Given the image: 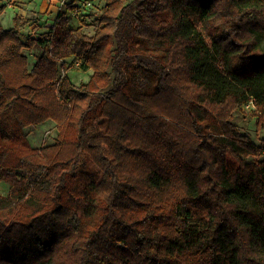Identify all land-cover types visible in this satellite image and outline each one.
<instances>
[{
    "label": "trees",
    "instance_id": "obj_1",
    "mask_svg": "<svg viewBox=\"0 0 264 264\" xmlns=\"http://www.w3.org/2000/svg\"><path fill=\"white\" fill-rule=\"evenodd\" d=\"M12 1L0 264H264V159L248 160L264 139L233 122L252 107L264 124V0H106L93 34L72 23L91 0H66L43 33L39 11L3 24ZM48 120L57 139L36 148L26 128Z\"/></svg>",
    "mask_w": 264,
    "mask_h": 264
},
{
    "label": "rangeland",
    "instance_id": "obj_2",
    "mask_svg": "<svg viewBox=\"0 0 264 264\" xmlns=\"http://www.w3.org/2000/svg\"><path fill=\"white\" fill-rule=\"evenodd\" d=\"M59 1L54 2V6L58 7ZM132 0H127L130 2ZM37 5L43 2V0H37ZM90 4L85 8V14L74 17L72 23L75 25H80L83 20L87 22L88 26L84 27V31L88 34H93L95 27L98 23V14L102 11L103 6L106 3V0H91L88 1ZM53 5V4H52ZM59 8V7H58ZM27 10V9H26ZM59 10V9H58ZM14 12H16L13 8H6L5 14H2V22L6 27H11L13 25ZM33 12V11H32ZM29 10L25 12L23 16H31L36 17ZM56 12L51 10L44 13L45 17L41 27H38L36 33L47 32L55 23L56 20ZM34 29V23H29L27 26L23 28L24 35L31 33ZM25 53L29 56V67L31 68L34 64V52L28 49H25ZM70 69L66 72L73 82L76 85H80L83 82H86L90 79L91 74L93 72L92 69H84L81 67L76 60H70ZM252 107H246L238 109L235 112L234 123L237 125L241 134L248 136L251 141L255 144L260 145L262 140L264 139V124H260L258 121V116H254ZM101 128L105 127V123H100ZM26 132L28 133L31 144L34 147H41L44 145L52 144L56 141L58 136V129L56 126V122L53 120H48L41 124L30 126L26 128ZM264 159V154L258 156H251L248 160H261ZM81 168L90 171H96L95 165L88 159V157L83 154V159L81 163ZM9 190V185L0 181V194L7 195Z\"/></svg>",
    "mask_w": 264,
    "mask_h": 264
},
{
    "label": "crops",
    "instance_id": "obj_3",
    "mask_svg": "<svg viewBox=\"0 0 264 264\" xmlns=\"http://www.w3.org/2000/svg\"><path fill=\"white\" fill-rule=\"evenodd\" d=\"M14 2L18 3V5H8L7 8H13L16 10V12H14V16L16 14L18 15H24L25 12H27L28 10L30 12H42L45 13L47 11H58V7L54 6V2L55 1H59V0H43V2L40 4V6L37 5V0H13ZM53 4V5H52ZM27 9V10H26ZM6 12V10H5ZM4 12V14H5ZM32 12V13H33Z\"/></svg>",
    "mask_w": 264,
    "mask_h": 264
},
{
    "label": "built area",
    "instance_id": "obj_4",
    "mask_svg": "<svg viewBox=\"0 0 264 264\" xmlns=\"http://www.w3.org/2000/svg\"><path fill=\"white\" fill-rule=\"evenodd\" d=\"M65 1H66V0H61V1L59 2V5H58L59 8H58V9H60V7H61L62 5H64ZM12 2H13V1H12ZM86 4H90V3H88L87 1L83 3V5H86ZM9 5H12V3H9Z\"/></svg>",
    "mask_w": 264,
    "mask_h": 264
}]
</instances>
